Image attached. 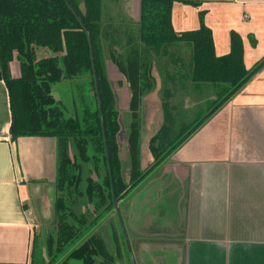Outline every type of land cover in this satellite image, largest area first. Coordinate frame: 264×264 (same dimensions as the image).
Masks as SVG:
<instances>
[{"label": "trees", "instance_id": "16d2710c", "mask_svg": "<svg viewBox=\"0 0 264 264\" xmlns=\"http://www.w3.org/2000/svg\"><path fill=\"white\" fill-rule=\"evenodd\" d=\"M68 1L76 14L65 0H0V69L9 96L10 139L15 141L20 136L56 139L55 235H47L46 250L50 258L43 261L37 257L33 234L29 264H71V260L81 264H117L123 259L120 240L129 262L114 212L91 52L99 83L114 191L132 252L135 244L129 226L131 200L138 188L151 182L154 169L163 158L255 73L264 59L246 68L242 38L234 29L228 31L227 51L215 55L212 33L203 22L205 9L202 8L197 9V27L175 31L171 23L174 0H139L137 20L126 23L109 13L103 0ZM177 1L199 7L203 0ZM86 30L91 35V49ZM103 35L106 37L102 44ZM247 38L254 46L255 39L251 35ZM178 44L189 48L187 60L181 57L176 61L177 52L182 55L176 48ZM40 48H45L46 55L37 57ZM106 59L115 64L126 83L127 110L131 117L126 131V165L118 156L120 116L105 70ZM13 60L18 62L16 76L11 74ZM175 64L179 66L178 72L168 69ZM152 66L156 67L160 80L161 114L145 145L150 157L146 160L140 156L136 111L142 98L154 88ZM80 76L85 81L79 86L84 84L87 88L83 86L79 92L78 112L66 115L53 94V84ZM178 80L179 84L183 81L186 84L179 95L182 100L185 93L195 100L204 94L197 90L213 88V97L203 100L205 109L202 112L197 109L196 116L188 121H185L187 109L182 108L181 102L175 103L177 94L173 96L178 90L175 89ZM84 165L91 166L87 175ZM109 212L115 214L118 224L116 230L110 226L112 251L95 229ZM81 237H84L82 242L70 249Z\"/></svg>", "mask_w": 264, "mask_h": 264}, {"label": "crops", "instance_id": "0c3cea01", "mask_svg": "<svg viewBox=\"0 0 264 264\" xmlns=\"http://www.w3.org/2000/svg\"><path fill=\"white\" fill-rule=\"evenodd\" d=\"M103 2L113 16L137 20L139 0ZM198 8L205 9L203 22L211 30L215 55L227 51L228 31L234 29L242 38L244 66L264 59V0H203L199 7L174 0V30L197 27ZM176 48L182 51L176 61L189 58L186 45ZM10 68L18 75L16 60ZM168 69L178 72L179 66ZM105 70L116 105L125 107L126 83L120 71L108 59ZM151 75L154 88L141 105L155 108L160 85L155 66ZM179 82L178 96L186 86ZM179 98L188 106L186 93ZM158 116L151 117L157 122ZM10 121L0 69V264H29L34 213L37 209L44 218L53 213L56 139L20 136L11 141ZM140 156L150 159L142 149ZM154 170L151 182L131 200L136 264H264V63Z\"/></svg>", "mask_w": 264, "mask_h": 264}, {"label": "rangeland", "instance_id": "374dc122", "mask_svg": "<svg viewBox=\"0 0 264 264\" xmlns=\"http://www.w3.org/2000/svg\"><path fill=\"white\" fill-rule=\"evenodd\" d=\"M121 19H123L125 23L129 22V21H126V18H121ZM118 20H120V19H118ZM105 37H104V35L101 37V43L103 42ZM102 49H104L103 45H102ZM44 55H46L45 48H40L37 51V57H42ZM16 63L18 64L17 61H16ZM84 79L85 78H83V76H80V77H74L73 79H63L60 82L53 84V94L56 97V99L59 100L62 107L65 109L66 115H73V114H75V112L76 113L78 112L77 106L79 105V92L81 90V87L84 86L85 88H87V86H85L84 84L82 86H79V84L82 83L81 81H85ZM212 90H213L212 87H206L203 90H197V91L204 92V94H202L200 98L195 99V100L187 93L186 104L188 106H184V107L182 106V108L187 109V111H188L186 114L187 118L185 117V121H188L192 117H195L196 116L195 114L198 112L197 109H199L201 112L205 109V105H203L204 104L203 100L206 97H213L212 96L213 95ZM88 93H89V91H87V94ZM176 94L177 93L175 91L173 96H176ZM179 97H181V96H179ZM179 97H174L175 103L180 102ZM121 99L122 98L120 97V101H121ZM141 104H142V101H141L139 107L137 108L136 118H137V121L139 123L140 150L142 149L145 152L146 151L145 145L147 143V140H148L149 136L151 135V133L155 130V128L157 127V125L160 121L161 107H160L159 102L155 108H153L152 105H149L147 102H145L143 105H141ZM116 108L118 110V115L120 116V129H119V132L117 134L118 156H119L120 161H122V164L126 165L127 164V153H128L127 149H126L128 147V145H127L128 143H126V131H127V124L131 120V117H130V112L127 110V103H126L125 107H123L119 103ZM156 114L159 115L158 116L159 119L157 122L154 121V118L151 117V116H153V117L156 116ZM122 116H123V118H122ZM154 125H155V128H154ZM153 128H154V130H153ZM142 129H143V131H142ZM180 129H183V127H181ZM147 130H148V132H147ZM150 130H153V131H150ZM179 133L180 132H178V134ZM90 167H91L90 165H84L83 170H84L85 175H87L89 170H91ZM53 204H54V202H53ZM32 223L34 224L33 232H34V241L36 243V249H37L36 250L37 257L40 260L42 259L43 261H47V260H49L50 255L48 254V252L46 250V238H47L48 234L55 235L54 213H52L50 211V212H48L47 217L44 218L43 216H40L38 214V211L36 209ZM110 226L111 227L114 226L115 230L118 228L117 219H116V216L113 212H109V214H107L97 224L95 229H96V231H98L100 233V235H102L105 242L107 243V245L109 246V248L112 251L113 247H112V240L110 237V228H111ZM83 238L84 237L76 239L74 241L73 246H71L70 249L74 248L78 244H80L82 242ZM120 247L122 249L121 251L123 253V259L121 261L117 262V264H130L127 261V258H126L125 252H124V248L122 247V240H120ZM71 264H81V262L78 260H71Z\"/></svg>", "mask_w": 264, "mask_h": 264}, {"label": "water", "instance_id": "95a60500", "mask_svg": "<svg viewBox=\"0 0 264 264\" xmlns=\"http://www.w3.org/2000/svg\"><path fill=\"white\" fill-rule=\"evenodd\" d=\"M65 1L68 3V5H69L70 9L73 11V13L76 14L75 9L72 6V4L68 0H65ZM86 32H87V35H88V39H89V43H90V49H91V44H92L91 43V35H90L88 30H86ZM91 56H92V65H93V77H94V83H95V93H96V97H97L99 113H100V119H101V125H102L103 135H104L105 155H106V158H107V165H108V170H109L110 180H111V187H112V192H113V205H114V209H115V212H116V216H117V219H118V223H119L120 229H121L123 237H124V242H125V245H126V252H127V255H128L129 263L130 264H136L135 260H134V257H133V254H132V251H131V247H130V244H129V241H128V237H127V234H126V228H125V225H124V222H123L122 214H121L120 208L118 206L117 198H116L115 191H114L113 178H112V175H111L110 155H109V149H108V143H107V137H106L105 124H104V121H103V110H102V103H101V97H100V92H99V83H98V77H97V73H96V67L94 65V59H93V53L92 52H91ZM55 174H56V169H55Z\"/></svg>", "mask_w": 264, "mask_h": 264}]
</instances>
